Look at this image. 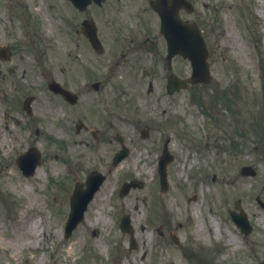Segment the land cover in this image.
<instances>
[{"label":"rangeland","instance_id":"374dc122","mask_svg":"<svg viewBox=\"0 0 264 264\" xmlns=\"http://www.w3.org/2000/svg\"><path fill=\"white\" fill-rule=\"evenodd\" d=\"M189 1L195 9L182 12V17L197 22L203 32L213 80L170 96L163 75L165 47L158 55L153 51L146 54L142 68L120 67L114 78L107 77L104 62L80 31L83 17L70 2L0 0V46L12 47L15 53L8 66L17 69L12 74L0 63V264L264 261V208L258 201L264 202V14H259L264 0ZM111 3L122 6L112 18L89 9L104 32L112 30L110 20L119 21L118 29L136 31L142 18L152 24L151 34L156 35L159 17L143 0H113L106 6ZM138 9L147 10L138 16ZM17 41L23 42V50L16 51L21 48ZM85 61L92 66L83 64ZM81 66L85 68L81 70ZM62 71L70 79L71 89L81 93L71 111L60 107L58 100L47 102L45 92L39 91L43 72L46 78L58 79ZM167 71L188 78L192 67L178 57L173 70L167 67ZM88 80L102 82L98 93L90 88L86 92ZM150 83L154 91L147 95ZM21 93L37 98L35 115L41 122L32 129L23 128L19 113L10 111L13 100H23ZM226 93L234 101L231 106L224 102ZM13 115L23 126L7 117ZM79 121L97 130L103 139L95 142L85 131L76 134ZM260 130L262 137L255 134ZM144 131L149 137L142 138ZM117 134L131 152L113 168L112 158L121 149ZM166 143L174 161L167 171L170 186L162 192L158 162ZM32 147L42 151L44 162L34 176L26 177L18 158ZM244 166L252 167L256 175L243 177ZM94 170L107 179L84 223L67 240L65 223L74 186ZM133 179L142 188L121 198L122 185ZM238 201L253 227L248 236L230 216ZM198 212L205 221L203 235L198 232ZM124 215L131 216L136 231L138 247L134 250L129 235L120 230ZM214 217L221 226L220 236L212 225ZM37 218L43 222L38 226L40 240L29 232ZM160 230L175 233L180 247L169 237L162 246ZM233 235L239 240L238 249L230 243ZM191 251L190 256L187 252Z\"/></svg>","mask_w":264,"mask_h":264},{"label":"flooded vegetation","instance_id":"af4514ba","mask_svg":"<svg viewBox=\"0 0 264 264\" xmlns=\"http://www.w3.org/2000/svg\"><path fill=\"white\" fill-rule=\"evenodd\" d=\"M113 0H105L103 6L99 7L96 5H92L89 9H94L96 10L99 14L112 18L115 15H119V11L121 12L122 6H116L113 3L109 4L106 6L109 2H112ZM117 2L120 1H126V0H116ZM135 1V0H134ZM129 3L132 2V0H128ZM125 4H128L125 2ZM72 5V4H71ZM73 9L76 11L77 15L79 17H83L82 21L87 20V19H94L90 14H89V9H87L85 12H80L77 10L73 5ZM130 9H132V5L128 6ZM103 8L104 11H103ZM147 10V9H145ZM145 10L138 9L137 14L138 16L141 15L140 12H144ZM97 28H98V36L100 41L102 42L103 46L105 47L106 51L101 54L97 55L98 59H101L104 64L103 67L108 66L109 70L111 71V76L114 77L117 69L120 67L123 68H128L131 67L132 69L136 70L138 68H142L145 63V55L148 54L149 52L153 51L155 54L158 55L159 49L161 47H166V42L165 40L159 36L157 37L156 35L151 34V27L152 24L149 22H146V20L140 18L139 21L141 20L143 23L141 24V27H139L136 31H131V30H125L124 28L118 29L116 25L119 24V21L116 20H110L108 21V26L110 29L107 32H104L99 25V20L94 19ZM150 21V20H149ZM146 22V23H145ZM145 27V29H144ZM84 37V36H83ZM156 38V45H153V42H155ZM86 43L90 44L88 39L84 37ZM119 54V57L117 55ZM83 64H88L89 66H92V64L88 63L85 61ZM84 67V66H83ZM85 68V67H84ZM14 70V69H13ZM148 73V72H144ZM2 74V72H0ZM143 74V75H144ZM54 77H50L46 79V86H47V91L45 92L46 95V101L47 102H52L54 100H58L60 102V107H65L67 110L71 111V105L65 101V99L59 95L55 94L50 90V83ZM59 82L63 85L64 88L69 89L70 86V80L66 76V72L62 71V77L59 78ZM32 85V84H31ZM33 91L35 92L36 89L33 88ZM5 93V91H3ZM23 95V99L28 98L29 96L32 95H25V93H21ZM7 99V97H6ZM63 105V106H62ZM37 98L33 96V101L30 105L31 108V113H28V111L25 110L24 108V101L23 103L20 102L19 100H14L11 104V112L12 110H16L17 113H19V116L21 119H23L25 126H23V122L17 119V116L11 117L17 124V126H23L25 129H32V125H37L38 123L41 122V120L36 117L35 115V108H37ZM50 112V110H49ZM16 117V119H15ZM52 128V127H50ZM49 128V129H50ZM48 129V130H49ZM37 134L41 135V131L37 129ZM67 188L71 189V185H68ZM160 239H161V245H165L168 242V230L159 231Z\"/></svg>","mask_w":264,"mask_h":264},{"label":"water","instance_id":"95a60500","mask_svg":"<svg viewBox=\"0 0 264 264\" xmlns=\"http://www.w3.org/2000/svg\"><path fill=\"white\" fill-rule=\"evenodd\" d=\"M78 6H85L90 0H74ZM82 2V5L80 3ZM187 2L185 1L184 7H187ZM180 8V3L170 0H157L154 3V9L160 14L162 18V26L165 32V36L169 43V58L171 59L176 54H181L186 58H189L193 64V75L192 78L185 81H179L176 77L172 78V88L174 90H180L182 87H186L190 83H199V82H210V70L209 64L207 62L208 51L204 39L202 37L201 31L195 23H186L179 18L178 10ZM191 11V9H190ZM89 37L95 45L96 35L90 34ZM122 155L118 158L116 157L114 165L118 164L121 160ZM172 157L169 155L167 149L165 148L164 156L161 161V181L163 190H166L167 185V173L166 167L167 164L172 161ZM29 167V166H28ZM26 168V165H23L27 175H32L33 170L36 167V164L32 163L30 169ZM244 175H254L255 173L250 168H244L242 170ZM104 177L100 174L94 172L92 173L87 180L86 186L87 189L84 190L83 186H77L74 199V210L71 220L68 223L67 229H71L76 226L80 221L83 215V210L86 209L87 203L90 201L94 193L99 189L101 183L103 182ZM132 185L128 184L125 186V192L130 190ZM233 218L236 223L242 228L245 232H249L250 227L243 224L241 220L233 214ZM126 226L130 228L129 218L126 220ZM264 264V263H262Z\"/></svg>","mask_w":264,"mask_h":264},{"label":"bare ground","instance_id":"6f19581e","mask_svg":"<svg viewBox=\"0 0 264 264\" xmlns=\"http://www.w3.org/2000/svg\"><path fill=\"white\" fill-rule=\"evenodd\" d=\"M259 14H264V2L262 3V5H261V9H260V11H259ZM25 191H30L29 189H28V187H25V189H24ZM198 216L200 217V222H199V224H198V232L200 233V234H202L203 235V233H204V224H205V221L202 219V214H201V212H198ZM42 219L41 220H39V218H37V219H33V221H32V223H31V225L29 226V232H30V234L31 235H36L39 239L38 240H40V231H38V226L40 227H42ZM212 225H213V228H214V230H215V232H216V234L218 235V236H220V234H221V226H220V223L218 222V220L214 217V218H212ZM41 230H42V228H41ZM230 243L231 244H233L234 245V248L235 249H238L239 247H240V243H239V240H238V238L235 236V235H233L231 238H230ZM26 244V243H25ZM25 244H23V246L25 245ZM70 251L72 252V249H70Z\"/></svg>","mask_w":264,"mask_h":264}]
</instances>
